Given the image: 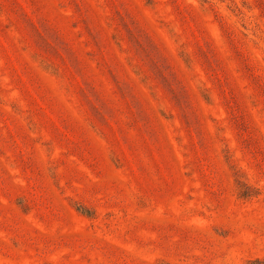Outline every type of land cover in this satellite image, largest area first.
Wrapping results in <instances>:
<instances>
[{
  "label": "rangeland",
  "instance_id": "rangeland-1",
  "mask_svg": "<svg viewBox=\"0 0 264 264\" xmlns=\"http://www.w3.org/2000/svg\"><path fill=\"white\" fill-rule=\"evenodd\" d=\"M219 141L256 195L238 197ZM256 259L264 0H0V264Z\"/></svg>",
  "mask_w": 264,
  "mask_h": 264
},
{
  "label": "trees",
  "instance_id": "trees-1",
  "mask_svg": "<svg viewBox=\"0 0 264 264\" xmlns=\"http://www.w3.org/2000/svg\"><path fill=\"white\" fill-rule=\"evenodd\" d=\"M168 34L170 35V31H168ZM174 37H176L175 34H172V36L170 35V38L172 40ZM173 42H174L176 49H177V56L180 59L183 67L187 70L186 71L187 73L185 71L184 72L187 75L188 79L193 84L197 94H199L201 99L206 104L211 105L208 101L209 100L208 93L206 94L204 92L205 89H202L200 87L201 84L199 82H196L195 74L193 73V71L191 69L193 61H192V59L189 58L188 51H186L184 49V47L180 43H178V41L173 40ZM134 74L138 78V81L142 84V86L145 87L149 91L150 97L155 102L160 116L166 121V118L167 117L169 118L171 116V114L165 110V108H164L165 103H164L163 99L161 97H158L156 94L150 92V89L153 88V84L151 83L152 78L150 77V74L148 73V71H143V70L140 71L139 69H137V71H135ZM156 86L158 88H161L159 81H158V84L156 83ZM167 95H168V92H166V95L163 94L162 96H164V98H166V97H168ZM219 144H220L219 145V153L223 159L225 167L227 168V170L229 171V173L231 175L233 185H234V188H235V191H236L238 197L248 198V197H252V196L256 195V188L253 187L250 183H248L246 175L244 174V172L234 163L233 156H232L231 152L229 151L228 147L224 143H222L221 141H219ZM70 206L80 215H84L87 217L93 215V210H91V209L89 210V207L84 206L81 203H79L77 205H71L70 204ZM159 264H164V263L160 262ZM246 264H262V261H259L256 259V260H252V261H247Z\"/></svg>",
  "mask_w": 264,
  "mask_h": 264
}]
</instances>
